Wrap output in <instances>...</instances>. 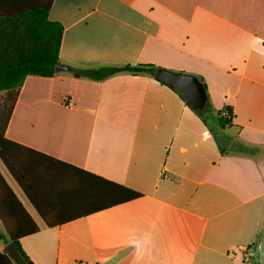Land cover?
I'll list each match as a JSON object with an SVG mask.
<instances>
[{"label":"crops","instance_id":"crops-1","mask_svg":"<svg viewBox=\"0 0 264 264\" xmlns=\"http://www.w3.org/2000/svg\"><path fill=\"white\" fill-rule=\"evenodd\" d=\"M49 17L64 28L69 70L26 77L5 130L39 154L15 153L35 204L0 159L14 195L0 182L1 212L18 220L19 201L39 229L23 252L34 264H259L264 0H54ZM127 65L202 78L232 125L217 128L218 142L152 76L70 73ZM88 174L143 197L93 213L88 184L101 182ZM10 242L0 219V264Z\"/></svg>","mask_w":264,"mask_h":264},{"label":"trees","instance_id":"trees-1","mask_svg":"<svg viewBox=\"0 0 264 264\" xmlns=\"http://www.w3.org/2000/svg\"><path fill=\"white\" fill-rule=\"evenodd\" d=\"M53 3L54 0H0V94L3 93L0 105V159L34 204L33 190L29 189L25 184V180L28 181L30 173L17 160L15 153L21 152L20 156H25V154L28 155L29 153L39 154L8 140L5 137V130L26 77L49 78L60 72L58 65L60 64L64 28L61 23L52 21L49 17ZM160 69L162 68L154 65H127L92 69L70 68V73L78 78L98 81L124 73L133 76H152L180 94L174 87L157 77L156 72ZM197 78L202 82L207 92L204 80L200 77ZM207 96L208 100L203 110H192L219 142L221 138L217 128L225 129L227 126H231L233 112L230 108H227L226 110L229 114L227 117L223 115V111L214 110L208 92ZM186 105L189 106L188 103ZM208 110L213 113V121L209 120ZM48 159L56 164L63 165L60 161L52 158ZM88 175L101 182L100 184H88L90 187L87 188V194L97 203L93 213L111 209L143 197L138 192L102 178ZM0 182L5 190L14 196L11 189L6 185L1 173ZM17 205L22 212L18 220L13 222L9 216L1 212V209L0 219L6 228L8 237L18 245L28 264H34L23 252L20 240L38 233L39 229L19 201H17ZM27 222L33 224L32 227L31 225H26ZM47 225L48 227H55L59 224L47 222ZM1 258L6 259L7 264H15L8 255H1Z\"/></svg>","mask_w":264,"mask_h":264},{"label":"water","instance_id":"water-1","mask_svg":"<svg viewBox=\"0 0 264 264\" xmlns=\"http://www.w3.org/2000/svg\"><path fill=\"white\" fill-rule=\"evenodd\" d=\"M58 70L67 71L69 68L59 64ZM156 75L161 81L174 87L193 110L200 111L205 108L208 100L207 92L204 85L197 77L166 69L158 70ZM4 254L8 255L15 264H28L20 252L18 245L13 241L7 245ZM257 259L259 264H264V237L259 244Z\"/></svg>","mask_w":264,"mask_h":264},{"label":"rangeland","instance_id":"rangeland-1","mask_svg":"<svg viewBox=\"0 0 264 264\" xmlns=\"http://www.w3.org/2000/svg\"><path fill=\"white\" fill-rule=\"evenodd\" d=\"M1 102H2V94H0V105H1ZM208 112L209 113H207V115H208V117H209V120L210 121H213V119H212V117H213V113H212V111L210 112V110H208ZM212 124H213V122H211ZM218 134H219V136H221L220 135V133H219V131H218ZM113 264V263H112Z\"/></svg>","mask_w":264,"mask_h":264},{"label":"built area","instance_id":"built-area-1","mask_svg":"<svg viewBox=\"0 0 264 264\" xmlns=\"http://www.w3.org/2000/svg\"><path fill=\"white\" fill-rule=\"evenodd\" d=\"M223 115L228 117L229 116L228 111L227 110H223ZM249 260H250L249 257L246 256V261H249Z\"/></svg>","mask_w":264,"mask_h":264}]
</instances>
